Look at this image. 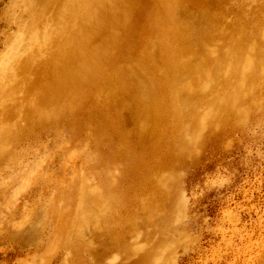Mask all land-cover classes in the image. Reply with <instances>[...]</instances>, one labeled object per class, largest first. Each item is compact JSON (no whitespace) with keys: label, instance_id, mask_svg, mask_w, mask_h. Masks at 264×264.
<instances>
[{"label":"rangeland","instance_id":"1","mask_svg":"<svg viewBox=\"0 0 264 264\" xmlns=\"http://www.w3.org/2000/svg\"><path fill=\"white\" fill-rule=\"evenodd\" d=\"M69 2L0 0V264H264V0H168L160 8H172V33L157 31L168 12L155 0H136L135 30L111 43L103 77L34 110L37 71L59 62V42L76 24ZM144 14L151 31L130 44ZM201 27L212 40L203 56L176 60L192 68L178 78L189 89L173 97L198 130L186 119L167 131V121L160 147L132 124L114 126L106 107H120L105 103L103 79L115 77L110 90L130 98L135 68L171 76L164 93H173L169 59ZM150 47L158 66L139 55ZM138 105L131 98L121 109ZM140 136L151 140L138 145ZM177 139L186 147L170 161ZM135 153L157 162L129 174Z\"/></svg>","mask_w":264,"mask_h":264},{"label":"bare ground","instance_id":"2","mask_svg":"<svg viewBox=\"0 0 264 264\" xmlns=\"http://www.w3.org/2000/svg\"><path fill=\"white\" fill-rule=\"evenodd\" d=\"M166 1L168 0H155L156 5L158 6L157 10L160 11L162 9L160 8V6L164 5ZM170 1L174 2L175 0H170ZM196 1H197V4H200V5L207 4L206 0H196ZM135 3H136V0H70L67 6V10H68L67 18L69 17V20L72 18L76 22V24L74 26L69 25L67 27V29L65 30L63 34L64 40L59 42V51L57 53L59 62L56 64H52L51 67H49L48 69H39L37 71L38 76L36 78L35 84L41 86L42 90L38 97L39 103L34 110L43 109L44 105L47 106L49 102H52L53 100H55V98H58L61 95H63L65 91H69L75 88L81 89L82 87H85V86L87 87L89 82L92 79L96 77H101V76L103 77V74H102L103 71L101 72V69L108 62V58L114 52L113 51L111 53V43H114L115 41L123 38L124 34L126 33L128 29L130 30V28L132 27L134 29V23L132 21L134 20V17H135V13H134V8L136 6ZM162 10H164L165 12H168L167 14L168 18H166L165 20L166 25L160 28L158 27L157 31L172 33L175 30L174 21L170 15V11H172V8H164ZM132 12H133V17L130 16ZM145 18L146 20L140 28L141 32L130 40V44H134V43L136 44L137 42L144 40L145 33L148 34L151 31L150 29H148L151 24L147 26L148 18L146 17V15H145ZM202 21L206 22L205 16L202 18ZM211 40H212L211 33L206 31L202 27L196 30V34L194 35V38L190 40H188L187 38L183 39V41L190 42L191 44L193 43V45L191 46V44H187V45L185 44L184 46L178 47V49L174 52L173 59L171 60L169 59L170 64L169 66H167V69H170L171 71L172 69H176V71L174 70L175 76L174 75L173 76H174V79L177 81V87L174 89V92L169 95L165 94L164 90L167 88L166 85L168 86V84H170V82L172 81V79H170L172 78L170 75H169L170 78L168 79H162V77L159 76L161 79L155 80L154 75L150 76L149 74H147L148 76L146 77L141 72L142 70L139 71L135 68H130L129 77H131L132 79L131 83H134L137 86L135 93L130 98H125L122 95L113 93L110 90L109 85L111 82H113L112 79L115 77L107 75L103 79V83H102V87L104 88L103 92H104L105 103L108 105H116L120 107V113L119 112L110 113L109 111L111 110V108L106 107V111L110 114V117H111V120L114 126L117 125V126H121L123 129H126L128 128V124H132L134 128L133 130L135 133H140V132H142V134L148 133L149 137L152 139V140L150 138L145 139V137L140 136L136 141L134 140L135 142H138V145H141V144L143 145L145 143H148V141L151 140L153 145L159 144L160 147H162L164 143L163 136L165 133L164 129L167 128L166 127L167 121L175 123L174 125L171 124L169 130L167 131H175L176 129H178L176 126L178 122L182 120H186V119H190V121L193 120L194 123L191 126L192 130L194 129L198 130L200 126L198 122V118L194 119L195 117L192 113H188V114L179 113L177 109L178 105H175L177 100L174 101L175 99L173 97L182 96L185 94V90L189 89L188 80L187 79L178 80V78L182 77L181 75L183 71L187 70V72H189L190 68H192L191 66L192 63L190 65H187L186 68H184L182 63H180L179 65L176 64V60L179 57L182 58L186 54L193 52L195 50L197 52H200V56L201 55L203 56V53L206 50L205 49L206 45ZM124 43L127 44L126 42ZM154 49L155 47L154 48L150 47L148 49H139V55L141 58H147V60L151 62V64L158 66L157 62L155 64L153 63V58L150 56ZM158 50L160 51V49ZM168 52L165 54L168 55ZM205 57H202L200 61H197L194 67H201L200 63L201 64L204 62L207 63L206 61L207 59ZM148 69H149V66H148ZM172 73L173 72H171V75ZM202 77L204 78V80L208 77L206 72L203 73ZM66 79L68 80L65 81ZM195 84H196V80H195ZM241 86L243 88L244 84H241ZM241 86L239 87L241 88ZM242 88L240 90H242ZM235 91H238V88H236ZM131 98L136 99L139 105L137 106L136 109H134L131 106L128 108H125V112H124L123 110L124 108L121 109V106L127 104V101L131 100ZM121 117H125L123 121L121 120ZM200 120L202 119L200 118ZM144 126H148L146 130H143ZM178 126L180 125L178 124ZM129 132H130L129 133L130 139H132L131 138L132 131L129 130ZM177 140H178V144H176L174 149L172 150L174 151L173 153L175 154L170 155L169 157L170 161L174 159V156L176 157L179 154L178 152L180 150L186 147V144L182 146V142H181L182 140L181 141L179 139ZM143 157L144 156L142 153L141 154L139 153V155L135 153V156L131 154V157L129 160L131 164L129 165V168H128L129 174L130 172L133 173L132 171L134 169H136V173L134 172L135 174L145 172L151 166V162L153 163L157 162L155 161L154 158L150 162V161L144 160ZM182 160L183 159H181V161ZM181 161L180 163L183 162ZM163 164L164 163L161 162L159 166ZM152 202L154 203V201Z\"/></svg>","mask_w":264,"mask_h":264}]
</instances>
